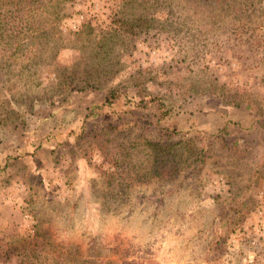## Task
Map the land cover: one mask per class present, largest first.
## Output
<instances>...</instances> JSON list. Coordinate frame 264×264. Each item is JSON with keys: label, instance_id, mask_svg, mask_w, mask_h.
<instances>
[{"label": "rangeland", "instance_id": "rangeland-1", "mask_svg": "<svg viewBox=\"0 0 264 264\" xmlns=\"http://www.w3.org/2000/svg\"><path fill=\"white\" fill-rule=\"evenodd\" d=\"M214 1L0 0V264H264V0Z\"/></svg>", "mask_w": 264, "mask_h": 264}, {"label": "trees", "instance_id": "trees-1", "mask_svg": "<svg viewBox=\"0 0 264 264\" xmlns=\"http://www.w3.org/2000/svg\"><path fill=\"white\" fill-rule=\"evenodd\" d=\"M10 1H17V3H19V1L21 0H10ZM192 1H196V2H200V3H204L205 1L207 0H192ZM221 1L222 0H215L214 1V6L217 8V9H220L222 7L221 5ZM224 2V5L225 4H229L230 0H223ZM208 3V2H207ZM118 93L117 91L115 90H110L108 91L107 93H105V95L103 96L104 98V102L106 104H109L111 103V101L113 99H115V97H117ZM162 102L161 100L158 98V97H155L153 95H145V94H142L139 98H138V106L143 108V107H154L155 109H157L158 113L160 111V116L158 117V119L160 120L162 118V116L165 115V111H163L161 109L162 107ZM159 115V114H158Z\"/></svg>", "mask_w": 264, "mask_h": 264}]
</instances>
